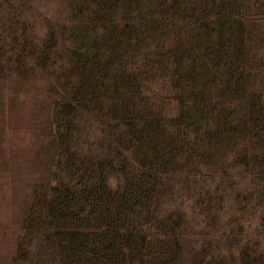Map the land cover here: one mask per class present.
<instances>
[{
  "label": "trees",
  "instance_id": "16d2710c",
  "mask_svg": "<svg viewBox=\"0 0 264 264\" xmlns=\"http://www.w3.org/2000/svg\"><path fill=\"white\" fill-rule=\"evenodd\" d=\"M0 192V264H264V0H0Z\"/></svg>",
  "mask_w": 264,
  "mask_h": 264
},
{
  "label": "rangeland",
  "instance_id": "374dc122",
  "mask_svg": "<svg viewBox=\"0 0 264 264\" xmlns=\"http://www.w3.org/2000/svg\"><path fill=\"white\" fill-rule=\"evenodd\" d=\"M21 136L20 135H17L16 137L13 138L14 141L18 140V138H20ZM23 138H25L24 134L22 135ZM22 139V138H21ZM30 140V138H28ZM2 192H0L1 194ZM3 194V193H2ZM1 194V195H2ZM4 196V195H3Z\"/></svg>",
  "mask_w": 264,
  "mask_h": 264
}]
</instances>
